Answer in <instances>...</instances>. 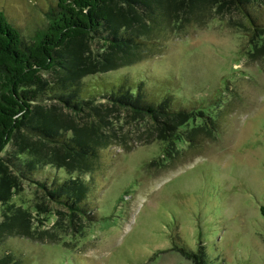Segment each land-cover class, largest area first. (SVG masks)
<instances>
[{
  "label": "rangeland",
  "instance_id": "1",
  "mask_svg": "<svg viewBox=\"0 0 264 264\" xmlns=\"http://www.w3.org/2000/svg\"><path fill=\"white\" fill-rule=\"evenodd\" d=\"M47 4L0 0V10L28 37L46 22ZM228 20L216 13L203 25L188 24L152 57L85 77L92 85L98 76L124 74L169 87L195 113L178 128L198 127L195 145L159 139L140 124L132 132L119 117L114 129L125 145L104 147L99 169L85 175L91 219H69L22 180L0 200V220L20 207L36 232L7 236L0 252L5 243L25 264H198L203 246L207 264H264V48ZM55 174L66 172L50 165L35 171L45 181Z\"/></svg>",
  "mask_w": 264,
  "mask_h": 264
},
{
  "label": "trees",
  "instance_id": "2",
  "mask_svg": "<svg viewBox=\"0 0 264 264\" xmlns=\"http://www.w3.org/2000/svg\"><path fill=\"white\" fill-rule=\"evenodd\" d=\"M46 7V22L28 37L0 10V200H8L24 180L69 219H91L85 175L99 169L104 147L125 145L127 138L116 136V119L131 123L132 132L140 124L145 133L167 142L181 139L190 147L199 129L179 132L195 113L177 104L165 85L156 89L124 74L114 80L98 76L91 85L86 76L146 60L170 34L203 25L216 13L256 36L255 49L264 48V0H48ZM46 165L66 175L35 177ZM9 211L0 220V244L9 235L36 232L23 222L25 210ZM260 212L264 218V205ZM5 249L4 243L0 264H25L22 255ZM204 255L200 246L194 255L198 264H207Z\"/></svg>",
  "mask_w": 264,
  "mask_h": 264
}]
</instances>
